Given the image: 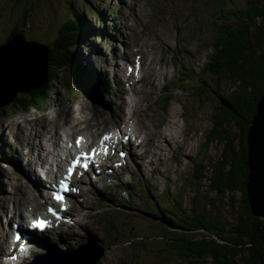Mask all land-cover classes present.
Returning <instances> with one entry per match:
<instances>
[{
    "label": "rangeland",
    "instance_id": "1",
    "mask_svg": "<svg viewBox=\"0 0 264 264\" xmlns=\"http://www.w3.org/2000/svg\"><path fill=\"white\" fill-rule=\"evenodd\" d=\"M248 1L264 3V0H0V45L14 28L24 34L26 41L50 44L72 18L85 31L73 49L78 69L60 74L54 90L38 109L26 111L17 106L18 100L28 93H17L10 104L0 108L7 111L0 112L1 246L5 233L1 226L5 223L3 210L13 217L15 202L11 200L26 194L36 199L34 186L35 182L40 183V171L36 167L34 173V166L27 168L26 162L36 155L31 135L40 130L38 124L45 122L50 133L55 132L61 140L64 133L60 128L64 125L74 134L94 139L96 131L102 133L121 120L129 121V128L138 130L140 135L136 142L130 137L131 142L121 147L120 152L125 154L111 165L105 177L92 180L84 185L81 195L73 197L75 205H80L76 214H71L77 223L71 222L57 236L50 234L49 245L42 250L57 244L76 248L89 241L104 249L97 264H179L174 255L153 254V259L149 258L151 251L155 252L156 236L160 235L153 223L166 225L159 218L160 209L171 205L170 198L178 199L185 211L204 210L225 226H231L236 206L230 205L229 197L236 203L239 194L223 198L210 191L211 166L220 161L223 145L209 137L219 112L220 96L229 97L237 85L221 75L218 87L211 76H203L202 67L210 55L216 23L222 15L229 18L232 12L244 9ZM143 44L150 46L143 47L144 54L138 56L143 57L144 67L150 69L135 74V79L141 80L137 79L131 91L120 67L123 62H131ZM182 60L187 68L185 77L177 74ZM105 79L114 82L116 88H103ZM203 80L213 88L198 96L196 86ZM93 106L109 114L106 122L91 119ZM230 130L236 133L238 128L231 124ZM45 132L44 128L38 134L43 137ZM40 136L37 138L44 147ZM140 141L143 144L137 148ZM51 147L54 151L55 147ZM63 157L61 154L57 160L62 161ZM47 159L52 161L51 157ZM197 164L207 167L206 178L192 184ZM109 185L117 191L112 199L103 191ZM127 189L132 199L118 204ZM145 197L153 203L144 205ZM202 233L191 232L197 237ZM246 258V252L242 251L238 264H246Z\"/></svg>",
    "mask_w": 264,
    "mask_h": 264
},
{
    "label": "trees",
    "instance_id": "2",
    "mask_svg": "<svg viewBox=\"0 0 264 264\" xmlns=\"http://www.w3.org/2000/svg\"><path fill=\"white\" fill-rule=\"evenodd\" d=\"M220 20L211 36L210 55L202 73L211 76L217 86L221 75H226L237 88L229 97L220 96L219 99V112L209 140L221 143L223 151L220 161L211 166L208 186L219 197L239 194L236 203L229 197L230 205L236 206L233 223L227 227L204 210L185 211L178 199L170 198L171 205L160 209L159 218L166 225L153 223L160 235L156 236L155 252L151 251L150 259L153 254H165L166 257L174 255L179 264H238V256L245 251L246 264H264V221L251 215L245 188L248 175L245 136L255 104L264 91V3L248 1L244 9L232 12L229 18L222 15ZM82 29L77 19H68L54 42L40 44L36 41L49 50L47 80L18 100L20 109H38L54 90L60 74L78 69L73 49L85 34ZM20 32L14 28L5 41ZM177 69L178 75H187L184 64ZM196 88L200 96L202 92L212 91L213 87L203 80ZM0 112L7 113L5 109ZM231 124L238 128L236 133L230 130ZM194 168L192 184L206 178L207 167L197 164ZM198 230L204 233L199 237L191 234Z\"/></svg>",
    "mask_w": 264,
    "mask_h": 264
},
{
    "label": "water",
    "instance_id": "3",
    "mask_svg": "<svg viewBox=\"0 0 264 264\" xmlns=\"http://www.w3.org/2000/svg\"><path fill=\"white\" fill-rule=\"evenodd\" d=\"M49 50L46 46L26 41L20 32L0 45V108L10 104L17 93H29L47 80ZM248 167L246 197L251 215L264 221V91L255 104V113L245 136ZM94 264L86 248L74 252H49L43 264Z\"/></svg>",
    "mask_w": 264,
    "mask_h": 264
},
{
    "label": "bare ground",
    "instance_id": "4",
    "mask_svg": "<svg viewBox=\"0 0 264 264\" xmlns=\"http://www.w3.org/2000/svg\"><path fill=\"white\" fill-rule=\"evenodd\" d=\"M141 24H142V21H141ZM139 26V25H138ZM147 29V28H146ZM152 30V29H151ZM155 30V28H154ZM157 30V29H156ZM155 30V31H156ZM138 31V30H137ZM139 32V31H138ZM147 32V31H146ZM140 33V32H139ZM136 34V33H135ZM154 35V34H153ZM149 38V37H148ZM143 39V38H142ZM145 39V37H144ZM149 41V39H148ZM141 42V41H140ZM130 45L131 43H129L128 45H126L127 47V50L130 49ZM147 46V45H145ZM144 44L142 45V48L139 47L140 51L138 50V52L140 53H137V55H140L141 53H143L142 49L143 47H145ZM148 46H150L148 44ZM147 46V47H148ZM148 51V50H147ZM126 53V52H124ZM146 56V55H145ZM141 57V56H139ZM130 58V57H128ZM143 58V57H142ZM144 63V62H143ZM131 65V63H130ZM145 66V65H144ZM150 68H143V71L145 72V70H149ZM96 76V74H94ZM94 107V106H93ZM97 107V106H96ZM96 107H94V110H92V113H93V116H92V120L94 121H98V123H102V122H106L109 114L105 111V110H99L97 109ZM121 109V108H120ZM91 111V110H90ZM135 112V111H134ZM134 114V113H133ZM92 115V114H91ZM108 115V116H107ZM111 115V113H110ZM37 128H39L40 130L39 131H42L44 128H45V135L42 137L38 134L39 131H36L35 133H33L31 136H32V142H30L32 144V151H34L36 153L35 155V159L34 160H27L26 164H27V168L29 166H34V168L36 167H40L41 168H45V164H47L48 162V159L47 157L50 156L52 159H54L56 156H58V152L61 150V147L59 146L58 144V139L56 137V135L54 133H50L51 131L48 130L49 126H47L46 122L45 123H41V124H38L37 125ZM36 128V129H37ZM159 129V128H158ZM38 130V129H37ZM108 131V130H107ZM105 132V131H104ZM102 132V133H104ZM50 133V134H49ZM160 134V133H159ZM38 136H40V138L45 142V146L43 147V143L39 142V139L37 138ZM66 138H67V143H68V139H69V135L67 134L66 132ZM152 140V139H150ZM28 142V141H27ZM54 146V151H50V149L48 147L50 146ZM38 152H40V154L38 155ZM28 155V154H27ZM26 159V158H25ZM132 160V159H131ZM36 170V169H35ZM52 171L50 170V173ZM31 173V172H30ZM30 178V177H29ZM37 184V183H36ZM14 197V196H13ZM11 200V198H10ZM34 200V199H33ZM11 201H14L15 204L13 203V206H14V211L15 213H18V217L20 218L18 224H16L15 228L12 227L13 231L15 232H22V233H25L26 235H28V232L30 233V235H32L34 237V234L31 233V230L28 231V227L25 225V223H27V217L26 215H23V212L21 213V211H26V213L29 215V217H34V216H37L39 215V210H40V206H42V203H35L33 201H31L30 197L28 196V194L26 195H22V197H18V198H15L14 200H11ZM3 212H6L5 210H3ZM13 221V219H12ZM73 234H70V236H72ZM3 242L6 243V241H8V236L4 235L3 238H2ZM38 241H41V242H38V243H35V245H39L40 243L43 244L44 246L42 245H39V247L41 248H46L48 247L49 243L48 241L46 240V238H40V239H36ZM42 250V249H40ZM25 255H29L28 257H25L23 259V264L28 262L27 259L31 258L32 257H36V254L35 252L34 253H25ZM35 261H37V259H35ZM37 262H31V264H35ZM39 263V262H38Z\"/></svg>",
    "mask_w": 264,
    "mask_h": 264
},
{
    "label": "snow or ice",
    "instance_id": "5",
    "mask_svg": "<svg viewBox=\"0 0 264 264\" xmlns=\"http://www.w3.org/2000/svg\"><path fill=\"white\" fill-rule=\"evenodd\" d=\"M110 139H111L110 136H104V137L102 138V141H101V145H102V147H101L100 151H102L104 155H107L108 150H107L106 147H103V141H107V140H110ZM82 141H83V138H82V137L77 138V140H76V146H77V148L80 147ZM97 154H99V152L97 151V149H90V150H88V151L82 153L78 158H73V162H72V164H71V165L69 166V168H68V174H69L68 178H71V175H72L73 171H74L77 167H82L84 171H87L88 165H87V164H82L81 162H82L83 160H85V159H89V158H91V156H95V155H97ZM121 155H122V154H121ZM60 183H61V186L64 187V190H65L66 192H67V191H75L74 188H70L69 186H66V185L64 184V180H63V179L61 180ZM53 198H54L58 203L62 202L63 199H64L63 197H61V196H59V195H54ZM48 211H49L52 215H54V216L56 215V212L53 211L51 208H50ZM57 218H58V217H57ZM49 226H50V225H49V222H48V221H45V220H42V219H34V220L32 221V223H31V227H32V229H34V230H39V231H41V232H43V231H44L47 227H49ZM15 239H16V241L18 242V241L21 239V237L17 236ZM12 258L15 259V257H12Z\"/></svg>",
    "mask_w": 264,
    "mask_h": 264
}]
</instances>
